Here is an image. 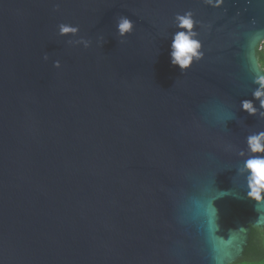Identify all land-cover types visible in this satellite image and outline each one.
<instances>
[{
    "label": "water",
    "instance_id": "obj_1",
    "mask_svg": "<svg viewBox=\"0 0 264 264\" xmlns=\"http://www.w3.org/2000/svg\"><path fill=\"white\" fill-rule=\"evenodd\" d=\"M262 41L264 0H0V264L235 263L264 228Z\"/></svg>",
    "mask_w": 264,
    "mask_h": 264
},
{
    "label": "clouds",
    "instance_id": "obj_2",
    "mask_svg": "<svg viewBox=\"0 0 264 264\" xmlns=\"http://www.w3.org/2000/svg\"><path fill=\"white\" fill-rule=\"evenodd\" d=\"M192 16L193 14L191 12H187L184 15H177L175 18L178 21L177 27L180 31L173 37L171 63L174 67L178 66L182 72H187L192 67L194 61L204 59L201 52V44L195 38L197 37V33L194 29L197 25L193 21ZM117 28L120 37H126L133 32V23L128 18L120 17ZM78 31L79 29L76 27L64 24L59 26L61 36L76 35ZM85 47H88L87 43H85ZM55 66L57 68L60 67L59 64ZM254 83L264 86V76L254 79ZM261 96H264V93L260 91L253 93V98L260 100V107L264 108V100H261ZM241 106L243 111L249 115L255 116L257 114L251 101L244 100L241 102ZM261 139H264V133L247 138L252 153H261L264 151L260 143ZM244 167L252 174L251 181L249 182L250 192L247 193V196L259 202L264 198L261 196V190H264V159H248Z\"/></svg>",
    "mask_w": 264,
    "mask_h": 264
},
{
    "label": "trees",
    "instance_id": "obj_3",
    "mask_svg": "<svg viewBox=\"0 0 264 264\" xmlns=\"http://www.w3.org/2000/svg\"><path fill=\"white\" fill-rule=\"evenodd\" d=\"M257 59L264 69V53L257 50ZM233 264H264V228H250L242 256Z\"/></svg>",
    "mask_w": 264,
    "mask_h": 264
},
{
    "label": "built area",
    "instance_id": "obj_4",
    "mask_svg": "<svg viewBox=\"0 0 264 264\" xmlns=\"http://www.w3.org/2000/svg\"><path fill=\"white\" fill-rule=\"evenodd\" d=\"M257 50H258V52H260V53H264V41H262V42L258 45ZM260 67H261V66H260ZM261 69L264 71L263 68H261Z\"/></svg>",
    "mask_w": 264,
    "mask_h": 264
}]
</instances>
